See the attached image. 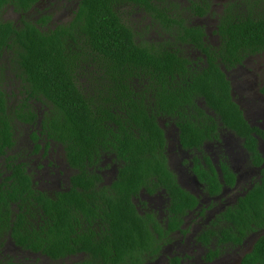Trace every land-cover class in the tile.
<instances>
[{
  "label": "trees",
  "instance_id": "16d2710c",
  "mask_svg": "<svg viewBox=\"0 0 264 264\" xmlns=\"http://www.w3.org/2000/svg\"><path fill=\"white\" fill-rule=\"evenodd\" d=\"M38 1L0 0V249L9 238L55 264L77 253L85 256L71 264H144L157 258L165 235L181 231L183 217L199 204L169 167L161 121L176 126L180 147L194 154L192 174L209 195L235 182L224 158L216 165L203 150L217 140L220 126L243 140L252 166L262 163L253 133H264L232 100L220 65L264 51V15L235 13L230 3L217 26L221 45L209 49L202 29L185 25L166 0H73L71 19L54 27L49 11L32 21L30 9ZM192 4L195 13L206 12L205 2ZM128 5L152 16L181 45L200 50L205 61L192 65L170 40L138 41L121 12ZM6 7L25 17L17 25L4 20ZM23 126L32 153L42 144L44 155L51 143L63 148L72 173L67 189L49 194L28 163L10 154ZM106 156L117 162L109 184L102 173ZM141 192L161 197L162 217L158 208L146 210V200L144 212L138 210L133 198ZM263 201L264 169L216 217L243 232L249 224L243 219L264 218ZM230 229L220 232L234 239ZM217 233L205 231L202 238L209 242ZM250 257L264 264L262 251ZM167 264H180V258L168 257Z\"/></svg>",
  "mask_w": 264,
  "mask_h": 264
},
{
  "label": "flooded vegetation",
  "instance_id": "af4514ba",
  "mask_svg": "<svg viewBox=\"0 0 264 264\" xmlns=\"http://www.w3.org/2000/svg\"><path fill=\"white\" fill-rule=\"evenodd\" d=\"M51 0H39L32 9H30V14L32 15V21L36 23L39 21L38 19L42 14H44L45 11H49V7L44 6V4L49 3ZM217 1V0H215ZM225 0H221V2H224ZM226 3H219L217 5H220L221 14H217L216 12H213V5L211 4L210 0H201L198 3H201L203 5V2L206 3L204 6V9H206V12L203 15H199L196 12V10H192L193 4L196 0H190V8L187 9V15L185 17V25L191 27V26H198L202 29L204 35L202 36V39L204 41V47L211 48H219L221 45V36L218 34V24L220 21V18L224 16V13L226 12V7L229 6L230 3H233L232 11L235 13H243L245 15L250 16H256L258 14L264 15V2L258 1H264V0H227ZM56 2H63L65 6H68L69 0H56ZM37 7L35 10L34 8ZM46 8V9H45ZM34 9V10H33ZM73 9V8H71ZM70 9L69 13L70 16L72 14V10ZM11 10L12 13L15 15L13 19L5 18V13L7 11ZM33 13V14H32ZM196 17L197 19H204L206 17H213L215 18V25L213 27V30H209L206 27H204L201 24L195 23L193 20V17ZM25 17V15L21 13H17L14 11L12 7H6V9L3 11L2 18L7 21H12L14 25L19 24L21 22V19ZM71 19V17H70ZM69 19V20H70ZM66 23V22H64ZM56 24H63L57 22ZM55 26V25H54ZM53 26V27H54ZM44 29V27H43ZM214 36V38H213ZM179 47L174 48H181L184 49L185 55L188 57V59L191 61L192 65L197 66L201 65L200 59L202 58L203 61H205L206 56L200 50L192 48L189 44L181 45L180 43ZM173 47V45H171ZM194 54H196L194 56ZM201 57V58H200ZM263 57L264 58V51H261L260 53H247L246 55H243V57L240 59L239 62H233L228 64L227 68L221 63V68L224 70L227 78L230 81V78L228 77V74H231L233 76L234 70L238 68H243L247 72L251 74V80L250 82L244 81L243 86H238V94H241L239 96H235L233 93L232 83L231 84V96L232 100L237 103L238 101L243 102L246 110V116L244 118L247 120V122L253 126L258 128L259 130L263 131L264 133V93L261 92V88L264 85V62L261 63L258 61V58ZM256 66H254V65ZM10 75V72L7 74V76ZM5 83V81H4ZM10 89V87H8ZM238 104V103H237ZM239 106V104H238ZM240 107V106H239ZM242 109V108H241ZM245 115V114H244ZM172 129L173 127L176 129V134L174 135V144L173 151L170 152L171 149H167L168 152V164L171 169V160L169 159L171 156L176 158V161L180 165L181 177L187 176L190 178L191 182L189 183V188L191 190L193 189V184L196 187L195 193L192 192L199 200V204L195 210H192L188 212L186 216L183 217V223L181 225V231H173L165 235L166 244L163 245V248L161 250V253L158 254L157 258L153 259V257L149 256L148 260H144V264H159L158 260L160 257H163L164 262L163 264L168 263V257L178 256L180 258V264H262L260 260L254 259L250 257V255L255 251H262L264 253V218H245L243 219L246 222H249V224H246L244 226L243 232L238 231L232 222L229 223L227 220H224V218L216 217L217 214H219L221 211L225 210L228 206L234 205L238 197L243 195L245 191L250 188L257 180H259L261 176V170L264 169V136H259L253 133L254 137L257 140L258 143V149L261 153L262 157V163L259 166H252L251 162L249 161V158L247 154L245 155V158L243 160L245 161V172L243 173L245 175V178L243 179V184H245L243 187H238L240 184V176L236 173L237 169L234 165V154L235 152H230L227 150L228 146V140L232 139L233 143L236 145L239 144L240 147L242 146L243 140L240 137H237L232 131L222 128V130L219 129L218 132V138L217 140H213L212 142L206 143L204 145V152L208 155V157L211 159L212 163L218 164L219 160L221 158H224V161L228 164V166L231 168V170L235 173V182L232 186H227L225 184L222 185L221 191L216 195H209L208 192L205 191L204 186L200 184L196 177L192 174V158L194 156L193 153H190L188 150H183L179 143H178V134H177V128L174 126V124H171ZM168 125L161 126L164 131L166 130ZM220 128V127H219ZM165 137L168 140L172 136H168V133L165 131ZM168 143V141H167ZM244 151V147H241ZM246 152V151H245ZM18 156L19 154L16 153ZM25 156H27L25 154ZM205 165V161H203ZM172 170V169H171ZM175 174L178 172L176 169L172 170ZM103 177L105 178L104 183L109 184L115 178V169L113 171V174L107 175L104 170H102ZM72 175V173L67 177V179H53L48 183V185H56L52 190L48 189L49 194H52L51 191H62L67 189L69 186V178ZM178 178V177H177ZM179 180V178H178ZM222 182V180H221ZM188 184V182H187ZM237 188H240L238 190V193L234 195L235 190ZM46 190V189H45ZM233 195V196H232ZM161 199L160 196H155L154 198H150L147 195H143V193H140L139 198H133V201L138 205L137 208L140 211L141 207H143L142 200L147 201L146 208L147 211L157 209L158 201ZM162 206L164 204L163 200ZM142 202V204H141ZM205 202V203H203ZM264 202V201H263ZM264 206V205H263ZM140 212H144L140 211ZM193 213V218L190 220V224L188 223V215ZM160 217L163 216V214H160ZM191 224L192 227L191 228ZM244 224V225H245ZM187 225V226H185ZM185 226V227H184ZM230 227L231 231L236 234L234 239H227V232L221 233L220 230L222 228L226 229ZM218 232L216 235H213V237L208 240L206 238H202L205 231H214ZM191 231V232H190ZM204 231V232H203ZM235 240V241H234ZM6 242H9L13 248L12 252L8 253L7 249H4L6 247ZM3 244V246L0 249V264H6V262H14V263H20V264H55L54 261L50 260L47 256H45L40 251H32L28 248H23L21 246L15 245L11 239H7ZM165 246H169L170 250L168 253H166ZM5 251H4V250ZM201 249L202 253L198 257L196 256V250ZM177 250V251H176ZM84 253H77L75 255H70L69 257H65L62 260H58V263H64V264H71L73 262H78L84 258ZM248 257V258H247ZM71 258H75V261L70 262L69 260ZM147 259V258H146Z\"/></svg>",
  "mask_w": 264,
  "mask_h": 264
},
{
  "label": "rangeland",
  "instance_id": "374dc122",
  "mask_svg": "<svg viewBox=\"0 0 264 264\" xmlns=\"http://www.w3.org/2000/svg\"><path fill=\"white\" fill-rule=\"evenodd\" d=\"M199 1L201 0H196V2H199ZM210 2L213 5V12H216L217 14H221L222 13L221 9L223 8H221V6L217 4L226 3L228 1L225 0L224 2H221V0H217V1L210 0ZM190 4H191L190 0H166L165 5L170 10H172L174 14H179L183 18H185L187 15V9L190 8ZM44 6L49 7L50 9L49 12L53 13V18L50 20V23L48 24V25L51 24V27H53L54 24H56L57 22L59 23L68 22L71 17L69 11L71 8L75 7L73 0H70V2H68V6H65L63 2H56V0H51L49 1V3L44 4ZM121 12L127 24L137 33L136 38L138 41L157 44L159 42L162 43L165 40H170V42L174 43L173 47H179L178 40L175 37H172L170 34H168V32L165 31L164 27L161 24L156 23L154 18L150 16L148 13H145L142 10H138L131 5L123 6L121 8ZM14 17L15 15L12 13L11 10L5 13V18L13 19ZM193 19L195 23L201 24L209 30H213V27L215 25V18L206 17L204 19H197L194 16ZM195 55L196 54H194V56ZM258 61L263 63L264 58L260 57L258 58ZM233 74H234L233 76H231V74H228V77L230 78L232 87H234L233 93L235 94V96H239L241 94H238V86H243L244 81L246 82L252 81L251 74L243 68L235 69ZM237 103L240 106L239 108L240 109L242 108L241 109L242 114L243 115L245 114L244 116H246L247 108L245 107L244 103L240 101H238ZM35 107L38 109V112L39 111L41 112L40 106L36 105ZM160 125L164 126V123L161 121ZM171 126L172 125H168L167 130L165 128V131L168 133V136H172L167 140L168 149H171L170 152L173 151V148H174L173 146H175L173 137L176 134V129L174 127L172 129ZM220 130H222V126H220ZM28 132H29V129L24 126L23 128H20L18 130L17 141L14 147L12 148V150L10 151V154L18 153L20 155V158L28 163L29 171L33 172V175H34L33 179L38 182L37 185L40 188L46 189L47 191L48 189L52 190L56 185H48L50 181H52L53 179L65 180L71 174V171L69 170L65 162V159H64L63 148L60 145L51 143L49 148L46 147L47 153L44 155L43 153H44L45 147H44V144H42L40 150H38L36 153H32L34 146L29 140ZM241 147L239 144L236 145L235 143H233L232 139L228 140L227 150L230 152L236 151L234 154V159H235L234 165H235V168L237 169L236 173L241 175L240 176L241 182L238 185V187H243L245 185L243 184V179L245 178V175L243 173L245 172L246 166H245V161L243 160V158H245L246 152ZM25 154L27 156H24ZM170 156L171 157L169 159L171 160V169L172 170L176 169V171L178 172L176 175L179 178L180 184L184 188L191 190V188H189V183L191 182L190 178L187 176H184L183 178L181 177L180 171L182 170L180 169V165L176 161V158L173 157L174 155H170ZM1 162L3 165L2 160ZM108 163L109 165L108 167H106ZM116 166H117V162L112 161L110 159V156H106V159L104 162V168H103L104 172L107 175L113 174V171ZM193 189L194 190H191V191L195 193L196 187L194 186V184H193ZM238 190H240V188H237V190H235L234 195L238 193ZM51 193H54V191H51ZM156 207L158 208L159 213L162 214L161 199L158 201V204ZM192 218H193V213L188 215L189 224ZM191 228H194L192 227V224H191ZM5 244H6V247L4 249H7L8 253L12 252L13 248L11 244L9 242H6ZM165 250H166V253H168V251L170 250V247L165 246ZM201 253H202L201 249L196 250L197 257L201 255ZM69 261L73 262L75 261V258H71ZM163 262H164L163 257H160V259L158 260V263L163 264ZM184 264H186V262Z\"/></svg>",
  "mask_w": 264,
  "mask_h": 264
}]
</instances>
